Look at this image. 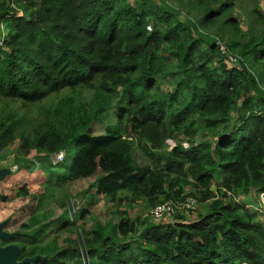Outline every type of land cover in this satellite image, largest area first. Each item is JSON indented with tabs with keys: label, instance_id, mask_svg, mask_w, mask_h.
Returning a JSON list of instances; mask_svg holds the SVG:
<instances>
[{
	"label": "trees",
	"instance_id": "trees-1",
	"mask_svg": "<svg viewBox=\"0 0 264 264\" xmlns=\"http://www.w3.org/2000/svg\"><path fill=\"white\" fill-rule=\"evenodd\" d=\"M252 1L257 31L239 26L237 0H0V158L13 146L14 173L72 149L69 174L100 172L88 199L208 205L193 220L119 212L61 245L19 243V258L40 254L25 264H264V216L232 199L264 191V13ZM87 211L59 228L77 234Z\"/></svg>",
	"mask_w": 264,
	"mask_h": 264
},
{
	"label": "rangeland",
	"instance_id": "rangeland-1",
	"mask_svg": "<svg viewBox=\"0 0 264 264\" xmlns=\"http://www.w3.org/2000/svg\"><path fill=\"white\" fill-rule=\"evenodd\" d=\"M258 1L257 8L260 13H264V0ZM174 3L177 4V0H174ZM253 5L254 1L252 0H244V2L237 0L236 2L234 16L237 18L239 26L243 31L249 28L251 31H257L261 26L254 18L255 14L252 10ZM187 16L185 10H182L180 14L181 20H184ZM2 30L5 33V29L0 25V32ZM200 33L206 34L209 33V31L203 30V32ZM216 36L220 37V35ZM67 92H63V94L66 95ZM15 102L18 103L17 100ZM92 129L96 134L104 133L105 126L94 123ZM210 136L211 134L207 133L203 137L208 138ZM171 141L173 146L174 141ZM183 144L186 145L187 143L184 142ZM5 152L7 155L0 158V167H9L12 169V172L5 175L0 181V193L8 197L6 201L0 200V221L7 219L8 222L5 229L9 232L16 231L19 235L13 239L0 240V243L3 245L8 243H21L29 248L33 247L35 243L44 245L51 242L53 239H57V243L61 245L65 242L66 236L76 239V237L81 235L82 229H89L96 223H101L105 227L109 226L111 222H116L120 218L119 212H126L128 217L134 220L139 219L142 221L144 218L147 220L152 219V207H148L143 201H137L132 206L127 203L117 206L116 203L108 200L102 194H98L92 200L88 199L86 194H84V190L88 188V185L94 181L96 175L100 172L95 170L92 174L84 177L69 174L67 172V166L71 164L73 156L72 149L67 151L65 157L58 165H47L46 163L37 162L32 170H21L15 173L16 165L13 160L15 155L13 146L7 148ZM134 153L141 165L149 164L138 150L135 149ZM33 154H36V152L34 153L33 151L31 156H34ZM53 156L52 154L50 157L51 161H53ZM51 172H53V174ZM55 172L65 177V180H62V177L55 176ZM22 185H25L28 189V194L26 196H19L17 194ZM210 189L216 192L217 187L215 184H212ZM259 193L260 192L257 194L256 189L252 187L245 192L239 190L232 199L236 200L237 203L244 204L249 209H254V211H257L258 216L262 217L264 216V196L260 197ZM66 195H68L67 199H65ZM182 202L184 201L174 202L175 212L165 216L166 220H174L177 217L176 215L180 213L188 220H193L196 218L199 211L207 210L206 208L208 206L206 203L201 207L197 203V207L194 206V208L189 210L186 207L178 206L177 203ZM86 207L88 211L85 213L84 218L76 219L77 234L75 231L68 234L64 229L61 230V228H59L60 224L67 216L72 218V210L75 212V215H78L81 211L86 209ZM160 221V219L155 220V222ZM39 225L45 226L41 228L40 232L35 234L33 237L34 240H28L25 236L21 235ZM140 225L138 221L137 226L140 227Z\"/></svg>",
	"mask_w": 264,
	"mask_h": 264
},
{
	"label": "built area",
	"instance_id": "built-area-1",
	"mask_svg": "<svg viewBox=\"0 0 264 264\" xmlns=\"http://www.w3.org/2000/svg\"><path fill=\"white\" fill-rule=\"evenodd\" d=\"M3 37H4V32L2 30L0 32V45H2ZM214 39H215V44L218 46L220 52L225 56L227 63L232 64V65L236 64L237 61L241 57L237 54L231 53L227 49L225 43L219 37L215 36ZM167 143L170 147L173 144L171 140H167ZM64 154H65L64 151H59L58 153L54 154V156L52 158L54 163L55 164L60 163L61 160H63V158H64ZM259 195H260V197H263L264 191H261L259 193ZM174 204L175 203L172 201H164V202H159V203L155 204V206H153L151 209L152 218L158 220V219L165 218V216L174 213L175 212ZM177 204L180 207H186L187 209L190 210L191 208H194V206L197 207V200L194 197H188L184 202L177 203ZM82 246H80V250L83 248ZM86 259L83 256V258H82L83 264H88V261Z\"/></svg>",
	"mask_w": 264,
	"mask_h": 264
},
{
	"label": "water",
	"instance_id": "water-1",
	"mask_svg": "<svg viewBox=\"0 0 264 264\" xmlns=\"http://www.w3.org/2000/svg\"><path fill=\"white\" fill-rule=\"evenodd\" d=\"M12 172L9 167H0V181L5 175ZM8 220L5 219L0 221V240L13 239L19 233L16 231L9 232L5 229ZM20 256V246L16 243L1 244L0 243V264H25L33 263L40 254H34L33 256H25L19 258Z\"/></svg>",
	"mask_w": 264,
	"mask_h": 264
},
{
	"label": "clouds",
	"instance_id": "clouds-1",
	"mask_svg": "<svg viewBox=\"0 0 264 264\" xmlns=\"http://www.w3.org/2000/svg\"><path fill=\"white\" fill-rule=\"evenodd\" d=\"M230 65H232V64H230ZM233 65H235V64H233ZM166 143H167V140H166ZM168 144V143H167ZM172 147V146H171ZM170 146H169V148H171ZM162 219H165V218H162ZM161 220V219H160Z\"/></svg>",
	"mask_w": 264,
	"mask_h": 264
}]
</instances>
